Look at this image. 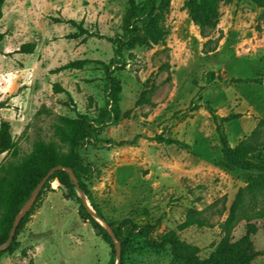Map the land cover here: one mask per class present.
I'll return each mask as SVG.
<instances>
[{"label":"rangeland","instance_id":"1","mask_svg":"<svg viewBox=\"0 0 264 264\" xmlns=\"http://www.w3.org/2000/svg\"><path fill=\"white\" fill-rule=\"evenodd\" d=\"M185 1L171 4L166 46L125 52L126 68L116 76L122 82L120 106L127 117L102 131V141L81 148L80 154L94 165L89 187L115 227L126 219L153 225L161 218L153 231L160 238L181 225L190 209L207 210L216 225L213 229L192 227L179 233L207 256L220 239L218 224L227 217L221 212L244 185V174L220 167L217 123L205 103L219 118L240 115L224 124L232 146L264 118V83L231 81L264 78V12L251 0L221 4L213 34L221 39L217 50L206 55L205 40L184 10ZM128 7L129 0L5 1L0 21V32L5 34L0 43V124L10 123L17 159L28 154L38 139L58 142L54 124L60 116L75 118L79 113L94 118L105 105L100 63H109L114 56L110 39L122 32ZM28 43L35 45L34 51L20 53ZM74 61H84L83 67L52 72ZM165 63L169 68L161 70ZM211 71L216 77L207 82L205 75ZM148 80L156 86L155 94L149 104L137 106ZM55 83L64 92H54ZM194 104L199 105L195 111ZM165 126L168 136L190 148L154 141ZM135 137L132 145L109 143ZM10 159L11 152L1 154L0 164ZM78 208L64 186L52 184L19 233L20 248L0 256V264H108L109 244L99 228L80 217ZM95 220L106 229L105 220ZM241 232L242 226L237 235ZM257 245L264 248V233L258 235ZM129 259L133 264H180L169 247L154 250L141 242ZM252 264H264V255Z\"/></svg>","mask_w":264,"mask_h":264},{"label":"trees","instance_id":"2","mask_svg":"<svg viewBox=\"0 0 264 264\" xmlns=\"http://www.w3.org/2000/svg\"><path fill=\"white\" fill-rule=\"evenodd\" d=\"M5 1L0 0V21L3 18ZM231 1L186 0L184 2V10L205 40L202 52L206 55L217 50L221 37L213 38V34L220 21V7L221 4H229ZM251 1L264 12V0ZM172 2L173 0H144L142 3H137L136 0H129L122 32L110 39L114 46V56L109 63H100L105 73V105L98 109L94 118L79 113L75 118L60 116L54 124V137L58 142L38 139L33 143L32 150L20 159H17L16 142L12 137L10 123L2 121L0 124V155L12 153V159L0 164V245L7 241L16 216L37 185L49 171L58 167L72 170L79 189L84 193L95 213L107 222L118 244L85 207L71 175L64 169H56L43 185L27 214L22 218L10 245L0 250V256L6 253L12 254L20 248V242L17 241L19 233L33 215L42 195L54 183L64 186L77 202L80 217L100 229L102 238L111 248L108 264H116L117 250L120 252L119 264H133L129 257L139 242L154 250L169 247L173 260L180 264H252L264 255V248L257 245L258 235L264 233V118L258 121L249 136L239 141L236 146H232L224 124L239 118L240 115L230 114L219 118L211 104L205 103L206 110L217 123L222 154L220 167L227 171L244 174V185L238 188L229 208L221 212L222 215L227 213V217L218 224L220 239L215 250L207 256H202L201 249L197 245L183 240L179 234L192 227L213 229L216 225L206 214L207 210L190 209L181 225L163 233L160 238H155L153 231L161 224V218L153 225H139L131 219H126L115 227L103 215L89 187L95 168L93 164L83 159L80 149L101 142L99 136L102 131L117 125L127 117V113H123L120 106L123 86L116 73L126 68L125 52L140 47L166 46V39L170 32L167 20ZM4 38L5 34L0 32V43ZM34 48L33 43L23 44L19 52L32 53ZM129 56H132V53H129ZM83 64L84 61L69 62L52 72L81 69ZM168 68L169 65L165 63L161 70ZM215 77L216 74L213 71L205 75L207 82L213 81ZM217 77L221 78L219 75ZM231 81L238 84H259L264 83V78H233ZM53 90L56 93L64 92L58 83L53 85ZM155 91L156 86L148 80L136 105L149 104ZM91 102L90 99V105ZM198 108L199 105L194 104L191 109L195 111ZM169 132V127L165 126L160 134L153 137V140L159 144L190 148L185 142L168 136ZM136 141L137 137L132 141L109 140V143L123 146L135 144ZM240 226H242V232L237 235Z\"/></svg>","mask_w":264,"mask_h":264},{"label":"water","instance_id":"3","mask_svg":"<svg viewBox=\"0 0 264 264\" xmlns=\"http://www.w3.org/2000/svg\"><path fill=\"white\" fill-rule=\"evenodd\" d=\"M56 169H64L66 170L72 177V179L74 180L76 186H77V189L79 191V194H80V198L83 202V204L85 205V207L89 210V212L91 213V215L99 220V221H102L104 222V220L102 218H100L96 213L95 211L93 210V208L90 206V203L88 202V200L86 199L84 193L79 189V186L77 184V180L76 178L74 177L73 173H72V170L69 169V168H62V167H58V168H53L51 171H49L47 173V175L41 180V182L37 185V187L35 188L34 192L32 193L31 197L28 199V201L24 204V206L22 207V209L20 210V212L18 213V215L16 216L14 222H13V226H12V229L10 231V235L8 237V240L0 245V250H3L5 248H7L10 243L12 242L13 240V237L15 235V232H16V229L18 227V225L20 224L22 218L27 214V212L29 211V209L31 208L33 202L35 201L37 195L39 194L40 190L42 189L43 185L45 184V182L47 181V179L52 175V173L56 170ZM105 223V222H104ZM106 225V229L108 231V233L110 234L111 238L118 244L117 240H116V237L113 233V231L111 230V228L109 227V225L105 224ZM98 232H100V229H97ZM120 262V252L119 250H117V263L116 264H119Z\"/></svg>","mask_w":264,"mask_h":264}]
</instances>
